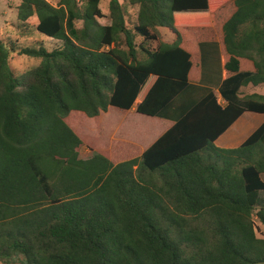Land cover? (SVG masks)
<instances>
[{
  "label": "trees",
  "instance_id": "trees-1",
  "mask_svg": "<svg viewBox=\"0 0 264 264\" xmlns=\"http://www.w3.org/2000/svg\"><path fill=\"white\" fill-rule=\"evenodd\" d=\"M101 3L21 0L18 20L62 46L23 49L41 62L20 76L0 42V264H264V123L215 144L264 114L241 91L264 86V0ZM208 43L225 105L176 112Z\"/></svg>",
  "mask_w": 264,
  "mask_h": 264
},
{
  "label": "rangeland",
  "instance_id": "rangeland-1",
  "mask_svg": "<svg viewBox=\"0 0 264 264\" xmlns=\"http://www.w3.org/2000/svg\"><path fill=\"white\" fill-rule=\"evenodd\" d=\"M52 5L56 6L60 0H47ZM110 0H102L101 9L107 13L108 12V4ZM127 0H121V2H126ZM21 0H0V42L7 48L13 49V55L10 60V67L14 71V73L18 76L24 74L28 70L33 69L38 66L41 62V59L32 58L28 55H21V51L26 48L30 49H38L45 48L48 51H52L54 49L60 48L62 46V42L59 40H54L49 38L36 30V25L38 23L37 17H33L28 21V23H21L18 20V6L20 5ZM131 20L133 21L136 16V9L131 10ZM103 24L106 22L104 20L101 21ZM81 24L78 23V26ZM160 35V41L162 42H171L173 41L174 35L168 29H158L157 30ZM158 44V43H157ZM203 44V45H209ZM215 44V43H214ZM216 45V44H215ZM156 46V45H155ZM221 55V54H220ZM212 61H215L216 58L212 57ZM202 64L204 69L207 68V60L202 58ZM214 71H216V66H213ZM207 73V71H206ZM204 78L195 86L199 87V89H206V87L214 89L212 87L213 79L209 78V73L206 74ZM204 90H202L203 92ZM242 93L244 95H248L251 93H258L264 95V86L254 88L249 86L247 88H243ZM93 155V152L87 147L83 146L80 150V157L82 159H87ZM264 179V176H263ZM264 205V192H261V200L259 206ZM256 225L258 228L259 235L264 234V226L256 220Z\"/></svg>",
  "mask_w": 264,
  "mask_h": 264
},
{
  "label": "crops",
  "instance_id": "crops-1",
  "mask_svg": "<svg viewBox=\"0 0 264 264\" xmlns=\"http://www.w3.org/2000/svg\"><path fill=\"white\" fill-rule=\"evenodd\" d=\"M173 41H174V38H173ZM173 41L166 42V43H172ZM215 44L214 43H210L209 45L202 44L200 46L201 57L203 59H206L208 63L206 69H204V67L202 66L201 80L204 78L205 73L207 71L206 74L209 73L208 74L209 78L213 79L212 87L214 89L210 90L211 88L209 87H206V89H199V87L195 86V84L199 82L194 83L189 88L188 92L177 100V106L175 108L176 112L185 111L184 109L185 105H191L194 101H196V99L200 100L206 95H208L210 92H213L217 95L221 105H225V101L219 96V89L224 79L222 58L220 55V47L217 43ZM212 57L216 58V60L212 61L211 60ZM213 66H216V69H217L216 71H214ZM249 86H252V85H249ZM258 87H263V86H258ZM244 88H247V87H244ZM254 88H257V87H254ZM202 90L204 91L202 92ZM251 94H254V93H251ZM260 95H263V94H260ZM169 118L170 119L174 118V116L169 115ZM263 123H264V114L256 113V112H245L238 120H236V122L222 136H220L216 140L215 144L218 147L225 148V149L236 148L240 146L246 139H248Z\"/></svg>",
  "mask_w": 264,
  "mask_h": 264
}]
</instances>
